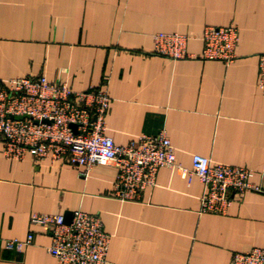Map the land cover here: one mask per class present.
Segmentation results:
<instances>
[{"label":"crops","instance_id":"1","mask_svg":"<svg viewBox=\"0 0 264 264\" xmlns=\"http://www.w3.org/2000/svg\"><path fill=\"white\" fill-rule=\"evenodd\" d=\"M235 24L236 58L172 59L153 50L155 32L197 35ZM264 53V0H0V83L45 75L79 91L111 97L106 133L126 144L140 134L169 137L177 162L191 155L253 170L264 187V94L257 87ZM64 161L5 155L0 144V264H56L50 234L33 212L75 209L100 215L110 234L106 264H229L235 252L264 248V193L236 197L225 214L199 212L203 184L160 167L137 200L110 195L116 167L97 164L88 177ZM32 242L8 248L9 238Z\"/></svg>","mask_w":264,"mask_h":264},{"label":"built area","instance_id":"2","mask_svg":"<svg viewBox=\"0 0 264 264\" xmlns=\"http://www.w3.org/2000/svg\"><path fill=\"white\" fill-rule=\"evenodd\" d=\"M192 37L202 41L203 58L226 63L236 58L239 30L235 24L207 25L196 36L155 32L152 52L172 59L194 56L187 49ZM257 67V87L264 94V53L259 54ZM110 101L105 89L74 90L66 82H54L45 75L7 78L0 83L2 152L15 158L30 153L35 160L68 162L78 167L84 178L93 166L111 163L117 171L110 195L121 201L139 199L144 189L156 184L157 171L164 166L188 181L193 176L201 181L200 213L225 214L236 197L248 191L264 193L248 167L215 161L200 153L191 155L190 167L181 165L164 130L155 135L140 134L126 144L115 143L106 133ZM30 224L49 232L47 251L56 264H106L110 234L103 229L99 214L78 208L66 222L61 213L33 212ZM32 240L30 230L25 239L9 238L5 245L21 250ZM229 264H264V248L235 252Z\"/></svg>","mask_w":264,"mask_h":264},{"label":"water","instance_id":"3","mask_svg":"<svg viewBox=\"0 0 264 264\" xmlns=\"http://www.w3.org/2000/svg\"><path fill=\"white\" fill-rule=\"evenodd\" d=\"M20 117H21V116H20ZM72 127L75 129V125H74V124H72ZM71 216H72V213H71ZM71 216H70V218H65V216H64L65 221H66V222H70V220H71Z\"/></svg>","mask_w":264,"mask_h":264}]
</instances>
